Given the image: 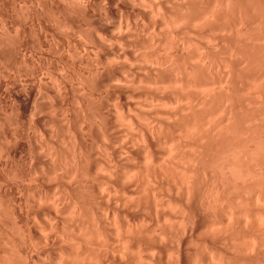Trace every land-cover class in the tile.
<instances>
[{"label": "clouds", "instance_id": "1", "mask_svg": "<svg viewBox=\"0 0 264 264\" xmlns=\"http://www.w3.org/2000/svg\"><path fill=\"white\" fill-rule=\"evenodd\" d=\"M0 264H264V0H0Z\"/></svg>", "mask_w": 264, "mask_h": 264}]
</instances>
